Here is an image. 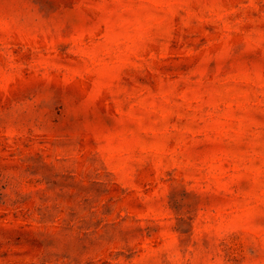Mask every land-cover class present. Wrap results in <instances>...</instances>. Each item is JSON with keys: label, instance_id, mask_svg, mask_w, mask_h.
Here are the masks:
<instances>
[{"label": "rangeland", "instance_id": "374dc122", "mask_svg": "<svg viewBox=\"0 0 264 264\" xmlns=\"http://www.w3.org/2000/svg\"><path fill=\"white\" fill-rule=\"evenodd\" d=\"M0 264H264V0H0Z\"/></svg>", "mask_w": 264, "mask_h": 264}]
</instances>
